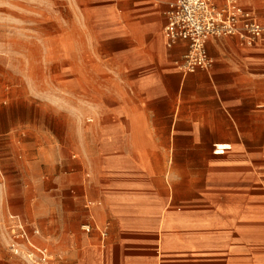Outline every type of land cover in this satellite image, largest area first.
Returning a JSON list of instances; mask_svg holds the SVG:
<instances>
[{
  "label": "rangeland",
  "instance_id": "374dc122",
  "mask_svg": "<svg viewBox=\"0 0 264 264\" xmlns=\"http://www.w3.org/2000/svg\"><path fill=\"white\" fill-rule=\"evenodd\" d=\"M242 1L264 20V0ZM99 3V0H0V108L7 110L1 113L0 109V127L7 123V117L26 118L27 130L36 127L41 131V136L28 132V149L33 150L31 143L39 139L60 156L52 176L33 174L26 181L36 186L38 181L55 180L61 186L59 203L40 206L38 217L36 205L29 206L27 216L35 220L32 223L41 232L38 242H50L55 250L67 256L74 251L79 256V244L83 242L94 249L99 264H104L98 234L87 235L81 228L85 218L79 222L76 234L68 233L70 219L79 220L85 214L82 205L84 214L72 215L73 207L68 202L72 195L70 188L85 182L89 192L104 178L97 173L101 163L93 148L104 123L109 121L100 105L103 101L113 103L110 98L114 96L115 86L134 83L130 78L119 81L114 76L99 75L100 65L109 64L102 60L114 49L113 40L100 43L90 26L91 8ZM214 44L220 52L223 70L217 74L213 68L203 72L210 80L209 87L202 85L201 78L192 81L184 104L188 116L186 135L172 141V155L165 158L163 165L161 159H154L161 161L166 169L155 173L154 188H138L152 193V198L143 204L159 209L144 218H134V227H139L136 243L148 247L139 251L138 256L149 264H180L179 260L200 264L198 260L210 258L197 252L200 257L195 260L192 251L182 250L177 240L178 229L172 231L177 237L167 243L169 252L160 256L163 237L168 234L161 235V222L169 213L194 220L210 217L220 209H226L230 217L229 231L239 239L248 238L253 242L252 257L264 261V190L258 187L260 179H264V139H258L264 136V124L258 116L260 97L264 96V50L243 49L238 41L225 38L210 39L206 45L208 52ZM211 90L217 94L220 105L232 102L235 120L245 123L223 124L227 119L221 110L219 125L199 123L214 120V110L207 108L216 103L206 98ZM131 95L123 93L124 97ZM248 107L250 118L246 116ZM220 143H229L233 148L217 154ZM72 166L76 172H70L68 168ZM4 180L6 177L0 172V181ZM32 186L29 185L28 191H34ZM12 192L19 190L0 189V220L8 212H14L7 202ZM18 206L22 207V203ZM49 208L56 214L53 216L62 218L63 236L53 234L49 224L45 228L51 214L42 212ZM185 231L188 249L196 247L197 241L191 232ZM108 244L107 264L110 248L113 254L119 248L112 235ZM0 252L16 259L6 247L3 232H0ZM238 253L241 257L236 262L247 264L243 263L244 253L241 250Z\"/></svg>",
  "mask_w": 264,
  "mask_h": 264
},
{
  "label": "crops",
  "instance_id": "0c3cea01",
  "mask_svg": "<svg viewBox=\"0 0 264 264\" xmlns=\"http://www.w3.org/2000/svg\"><path fill=\"white\" fill-rule=\"evenodd\" d=\"M169 1L99 0L101 3L91 8L90 26L95 29L94 35L100 43L102 40H113L114 44L112 52L105 55V59L102 60L109 61V64L100 65L99 75L114 76L119 81L130 78L134 82L133 84L115 86L114 96L110 98L113 103L103 101L100 105L109 121L104 123L93 148L101 163L97 173L102 174L101 176L104 178L101 179L99 186H93L89 192L85 182L82 184L83 187L81 184L76 187L77 189L71 187L70 193L72 195L68 198V202L73 207L72 215L78 213L81 215L83 213L82 205L85 210L84 216L82 215L79 220L70 219L69 234L77 233L79 222L84 218V221L91 222L90 214L93 215L95 223L99 225L109 223L105 238L97 229H92L86 233L90 236L94 232L98 234L97 241L101 248V258L104 264H107L110 235L113 236L114 244L119 245V248H115V254H113L112 247L110 248L109 264H149V261L138 256L139 251L146 250L148 247L136 243L139 227L138 225L134 227V218L136 220L144 218L149 213L159 209L143 204L144 201H149L152 198V193L141 192L138 188L144 190L154 188L155 173L166 170L159 163L161 161L157 162L154 159H161L163 165L165 158L167 159L172 155V141L176 140L177 136L186 135L188 116L184 104L187 101L188 88L193 85L192 81L201 78L203 80L202 85L209 87L210 80L207 79L204 71L198 70L187 74L181 71L179 64L182 62L186 44L184 42H178L172 46L166 44L163 29L166 21L165 11ZM225 38L238 41L243 49L264 50V46L250 47L235 36L211 39ZM208 53L212 58V65L209 70L213 68L214 74H217L223 70L220 65V52L214 44L210 45ZM103 57L100 56V59ZM108 92L111 93L112 90H108ZM125 92L132 95L124 97L123 93ZM206 98L216 102L207 107L212 111L214 110V120L199 123L219 125L220 110L221 115L227 119L222 122L223 124L245 123L244 120H235L236 116L233 114L235 107L232 106L234 105L232 102L227 101L220 105L217 94L212 93V90ZM263 105L264 96L260 97L258 110V116L262 118L260 122L264 124ZM0 109L1 113L7 111L3 108ZM246 116L247 118L251 116L249 107ZM242 117H244V113ZM6 121L7 123L2 128L0 127V172H3L6 177V180L0 181V189L19 190L18 193L9 194L7 202L14 211L13 213H23L27 220L35 222L27 216L30 215L29 206L36 205L38 217L40 206H51L59 203L62 195L61 186L55 180L38 181L36 186L27 184L26 181L33 174L38 177L41 175L42 177L52 176L51 174L60 161V156L47 146L48 143L46 145L39 139L31 143L33 150L28 149V132L41 136V131L36 127L27 130L26 118L7 117ZM261 138L264 139V136H259L258 139ZM43 148L44 150H42ZM68 169L70 172H76L74 166ZM64 171L67 172V170ZM246 184L250 186L249 182ZM29 185H33V192L28 191ZM258 187L264 190V179H260ZM87 201L91 202L89 209L85 207ZM1 203H3V199ZM20 203H22V207L18 206ZM52 211V208H49L47 212L45 209L42 212L43 214H51V219L46 222L45 228L49 224V230L53 234L63 236L62 218L53 216L55 213L53 214ZM103 217L104 219L101 220L100 218ZM166 217L170 222V230L166 231L168 234L165 236L167 243L171 238L177 237L172 231L178 229L180 233L177 240L182 250L210 256L205 260H198L200 264H209L208 262L215 255L212 246L208 244L197 246L198 243L202 244V241L199 242L197 235L191 233L192 238L197 241V245L188 249L186 233H183L186 232L185 229L176 226L179 222L178 219L191 222L203 218L187 220L176 213H169ZM228 232L234 238H239L230 231ZM232 242L235 243L236 240H232ZM238 242L246 243L250 246L251 252L254 251L251 246L255 244L248 238L241 237V241ZM167 243L165 248H167ZM79 250L81 251L79 256L77 255L78 257L75 256V251L74 253L70 252L68 256L66 255V264H99L94 249L82 242L79 244ZM241 251L244 254L247 252L246 250ZM134 254H136L135 257ZM179 261H182L183 264L187 263L183 260ZM258 261L259 264H264L261 259ZM151 263L153 264V262ZM0 264H21V262L9 255L6 257L0 252Z\"/></svg>",
  "mask_w": 264,
  "mask_h": 264
},
{
  "label": "built area",
  "instance_id": "2783aa9c",
  "mask_svg": "<svg viewBox=\"0 0 264 264\" xmlns=\"http://www.w3.org/2000/svg\"><path fill=\"white\" fill-rule=\"evenodd\" d=\"M164 36L166 44H186L179 64L185 74L198 70L208 71L212 58L207 50L211 38L235 36L250 47L264 46V20L246 6L242 0H170L165 11ZM75 157V155H73ZM85 207L89 209L91 202ZM85 222V233L97 229L107 237L109 223ZM0 232L10 254L21 264H66V254L55 250L50 242L40 243L41 232L37 225L19 213L8 212L0 220Z\"/></svg>",
  "mask_w": 264,
  "mask_h": 264
},
{
  "label": "bare ground",
  "instance_id": "6f19581e",
  "mask_svg": "<svg viewBox=\"0 0 264 264\" xmlns=\"http://www.w3.org/2000/svg\"><path fill=\"white\" fill-rule=\"evenodd\" d=\"M219 150L215 151L217 154H224L226 153L227 149H232L233 146L229 143H220ZM229 216L227 214L226 209H220L216 211L213 217L203 218L197 221H183L182 219H178L177 227L185 229L194 235H197V239L202 242H207L208 245L212 246V250L215 253L214 257L208 262L209 264H238L236 259L239 256L238 250H246L245 255L242 256L245 260L243 263H254L257 264L258 259L252 257L250 246L244 244L239 238H234L231 234H229ZM170 222L167 220V217H163L161 222V235H166V231L170 230ZM165 232V233H164ZM232 240H236L235 243ZM166 243L167 238L163 237V243L160 247V256H165L166 251ZM198 243L197 246L200 247ZM190 247V246H189ZM162 249V250H161ZM195 260L198 259L200 256L194 252ZM202 260H205L202 259Z\"/></svg>",
  "mask_w": 264,
  "mask_h": 264
}]
</instances>
